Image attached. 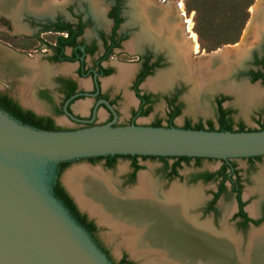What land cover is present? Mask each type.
I'll return each instance as SVG.
<instances>
[{
  "label": "flooded vegetation",
  "instance_id": "flooded-vegetation-1",
  "mask_svg": "<svg viewBox=\"0 0 264 264\" xmlns=\"http://www.w3.org/2000/svg\"><path fill=\"white\" fill-rule=\"evenodd\" d=\"M104 1L106 8L102 13L99 8L96 9V11L98 10L95 11L96 19L87 10L86 13L75 12L72 5L65 6L63 11L52 18L54 14L52 0L41 7L42 9L46 8L48 11L52 9V12L47 13V11H44L45 14L41 13L43 15L39 17L30 15L26 11H22L17 16L13 12H9V15H7L2 8L3 15H6V17H3L1 25L11 36L12 41L17 42L11 43L0 40L2 47L12 49L18 55L26 57L33 65L26 67L28 73L25 75L19 68H12V72L9 74H0V79L11 85V83L17 82L16 79L27 78L30 74H35L31 78L34 81L37 78L36 72L41 70L40 73H42L41 76H43L44 81L38 82L35 79L30 87V89L33 88L31 97L37 105L47 107L48 113L39 115L40 112L34 107L23 105L19 99H15L14 96L10 95L6 86V89L0 90V94L6 96L21 112L52 121L54 127L58 129L57 131H68L88 126L71 122L64 115L63 107L66 103L67 111L80 120H91L94 115L93 122L89 126L110 123L113 120V115L104 104H98L100 101L108 103L116 113L115 126L140 125L156 128V125H158L157 127H175L185 130L186 128L195 130L200 126L203 131L221 132L222 121H225L234 133L264 131V109L254 119V126L236 122L234 111L229 107V104L232 101L237 104L242 103H239L237 97L229 89L226 90V86H229V84H244L251 88L257 87L264 92V37L256 40L253 32V34L250 33L252 35L250 37L253 38L250 41L245 39L238 45L229 46L231 48L203 53V50L199 51V48L198 51L194 50L195 34L190 31L191 27L186 25L185 13L180 7L178 8V5H173L169 0H152L153 2L148 0ZM259 1L264 4V0H257V3ZM29 2L27 5L36 7L35 4L38 0H29ZM58 4H61L59 7H64V2ZM170 5L173 6L172 10L166 13V16H162L164 19L159 18V14H164ZM176 10H178L177 13ZM14 15L17 18L18 16L21 17V26L17 30L11 22ZM17 18L14 20H17ZM129 19L131 20L130 23L127 22ZM247 28L245 31L248 33ZM61 39L67 41L62 47L60 45ZM26 42H37L38 45L32 49L26 48L27 46H24ZM40 43H43V48H41ZM219 50L220 52L216 53ZM240 53L243 56L238 57ZM122 56L130 58L123 60L122 63ZM235 57L237 62L233 63ZM206 58H210L209 62L206 65H201L207 60ZM218 59L219 62H217ZM194 60H197L199 65L193 66ZM36 62L38 66L34 65ZM213 63L218 67L220 64L225 66V73L222 76L225 79H219L218 84L220 87L215 90L209 88L213 85L212 83L208 85V81L199 84L188 82L189 80L186 77L177 78L178 73L175 75L177 77L173 78L170 83L168 82L169 84L164 88H158L156 85L148 86L149 81L157 78L159 74L171 72V70L177 71V64L190 65V67L198 69L208 80V77H210L208 74L213 75L217 69L214 68ZM40 64L41 67H39ZM66 67L70 68V71L68 73L61 72ZM43 69L52 71L47 74L44 73ZM118 69L131 70L130 74L126 76V80L122 82L123 84L115 83L120 76L119 72H121ZM115 72L117 75L113 76ZM213 77L216 78V76ZM112 79L115 81H112ZM239 79L240 81L236 82ZM37 83L38 85H36ZM108 85L109 87H106ZM79 94H82V96H78ZM199 95L202 97L209 96V104L213 108L214 119L200 118L193 122L186 118L181 125H178L176 119L182 114L183 104H193L190 97L194 96L197 99ZM160 99L166 108L164 117L154 116L149 123L139 124L138 120L148 117L153 111V106ZM121 101L134 103V107L129 111L124 122L121 121L118 110ZM78 102L82 103L77 106L83 108L82 111H88V115H82L73 110V105ZM176 111H178L177 116L171 118ZM100 112H102L103 122H99V119L102 121ZM58 117H63L76 127H57L55 119ZM120 159L125 161L126 164L118 169L117 165ZM237 160L244 161L246 171L251 173L259 164L263 163L264 157L217 161L198 158L112 156L80 162H86L91 169L101 170L109 178L113 193L115 192L122 197H128V193L139 187L141 175L147 176L144 173L147 169L144 164L145 161L155 163L156 180H161L165 187H168L166 192H164L165 190L162 192V188H155L152 195L157 202H162L164 195L173 186L189 191L198 190L201 185L213 186L208 194H200L203 199L199 204H197L196 199L189 200L191 205L195 206L189 213L191 218H194L191 220V227L195 229H199L196 226L202 228L199 229L204 230L199 232L202 233V238L216 240V245L222 247L233 246V241L229 239L224 231L225 228H229L232 233L243 239L241 249L245 250L251 232L264 227V199L259 192H256L257 189L264 192V172L258 173L253 178L244 177L242 175L243 170L239 168ZM203 161H216L219 164L212 170H206L203 168ZM72 164H67L65 168L61 164L56 167L53 192L55 187L61 189L73 212L65 206L63 200H58L68 210L75 222L90 235L92 241L106 255L111 264H131L125 255H121L118 261L113 260L99 239V233L103 226L109 228L111 232L116 231L113 229L115 226L104 225L95 216L81 209L65 184L61 182V175ZM98 164L99 167H94ZM185 167L191 169L186 182H184V178L180 173ZM116 170H118V177H113L112 175L116 173ZM259 179L263 180V184L258 183ZM153 183L155 182L153 181ZM225 200L230 203L231 208L228 207V212L224 213L222 219H217L219 204ZM253 204L257 207L255 214L249 211ZM208 222L211 226H206ZM188 231L189 233L185 231L187 235H194V231H191L192 233L190 230ZM189 237L194 241V236L189 235Z\"/></svg>",
  "mask_w": 264,
  "mask_h": 264
},
{
  "label": "water",
  "instance_id": "water-1",
  "mask_svg": "<svg viewBox=\"0 0 264 264\" xmlns=\"http://www.w3.org/2000/svg\"><path fill=\"white\" fill-rule=\"evenodd\" d=\"M78 96H82L79 94ZM80 120L68 131L24 125L0 109V264H111L90 235L55 197L56 167L101 157L198 158L217 161L264 157V131L217 132L175 127L115 126ZM95 111V110H94Z\"/></svg>",
  "mask_w": 264,
  "mask_h": 264
},
{
  "label": "bare ground",
  "instance_id": "bare-ground-1",
  "mask_svg": "<svg viewBox=\"0 0 264 264\" xmlns=\"http://www.w3.org/2000/svg\"><path fill=\"white\" fill-rule=\"evenodd\" d=\"M48 2L50 0H38L35 5L40 8ZM28 3H30L29 0H0V4H2L0 10L5 7L4 13L9 15V12H13L14 14V12L17 13L18 7ZM54 4L58 5L57 0H53ZM172 7L171 5L168 6L164 14H159V18L166 16V13L170 12ZM97 8H100V6L98 5L94 9ZM1 12L3 13V11ZM253 15V27L250 30L248 29L246 37L254 32L256 40L263 39L264 4L261 1L255 6ZM194 50L198 51V42L195 36ZM241 55L243 56L240 53L238 57H241ZM217 62H219V59ZM232 62H237L236 57ZM215 67L217 68L215 73L213 75L209 73L208 76L210 77L206 80L205 75H202L198 69L190 67V65L177 64V71L171 70V72L159 74L157 78L149 81L148 86L156 85L158 88H164L173 78L178 76L177 78L186 77L189 80L188 82H197L198 84L208 81V85L210 83L213 85L209 88L215 90L220 87L218 80L224 75L225 66L220 64L218 67L214 64ZM69 71L70 68L67 67L61 70L63 73ZM120 71L121 74L116 79V83H119L118 81L124 82L123 76L129 75L131 72L127 69ZM177 73L178 75L175 76ZM213 76H216V78ZM212 77L213 79H211ZM226 87V90L229 89L244 107L264 99V92L257 87L251 88L244 84H229ZM190 99L192 102H196V97L191 96ZM31 105L35 106L32 103ZM63 182L80 208L95 216L100 223L115 226L113 229L116 231L114 232L121 237L124 247L134 259L141 260V264H264V227L251 232L245 250L241 249L243 239L232 233L229 228H225L224 231L229 239L233 241V246L222 247L216 245V240L202 238V233H199L204 231L199 230L202 228L194 224L192 225L199 229L191 227V220L194 218L192 219L189 213L195 206H192L189 200L196 199L197 204H199L203 199L200 196L202 194L200 189L189 191L173 186L164 195L163 201L157 202L152 195L156 188L153 181L150 177L141 175L139 187L128 193V197H122L115 192L113 193L112 184H110L107 175H104L99 169L89 167H76L69 170L64 175ZM258 183L263 184V180L259 179ZM256 192H259L264 199L263 191L257 189ZM256 209V205L253 204L249 211L255 214ZM206 226H211V224L208 222ZM188 230L190 232L194 231V235L189 234L191 237L194 236V241L187 235Z\"/></svg>",
  "mask_w": 264,
  "mask_h": 264
},
{
  "label": "rangeland",
  "instance_id": "rangeland-1",
  "mask_svg": "<svg viewBox=\"0 0 264 264\" xmlns=\"http://www.w3.org/2000/svg\"><path fill=\"white\" fill-rule=\"evenodd\" d=\"M148 1L153 2L152 0H148ZM169 1L171 3H173V5H176V6L178 5V8L180 7V9L185 13V17L187 18L186 25L188 27H191L190 31L193 34H195V36H196L199 51L203 50V53H210V52H213L217 49L224 50L226 48H231L229 46L234 45V44L238 45L243 40H245V38H246V41H250L253 39V38H251L252 37L251 34L246 37L247 31H245V29H246V27H248L247 29L250 30L253 27V25H252L253 10L255 9V6L257 4V0H169ZM57 2L58 3L64 2V7L63 6L59 7L61 4H58V5L54 4L52 7L55 10H54V14L52 15V18H54L56 16V14H58L60 11H63L65 6H67V5H72L75 12L86 13V10H87V12H90L92 15H94V17L96 16V14H95L96 10L94 9L96 6H98V5L100 6L99 11H101V13L106 8L104 0H57ZM241 3H242V8H241ZM1 5L2 4H0V7H2ZM178 8L176 7V9H178ZM241 10L243 12L247 11L248 16H247V20L242 25V28L240 30H236L235 29V17L238 14H239V16L241 15L240 14ZM1 11H3V10H0V40H6L7 42L17 43L16 41H12V39L10 38L11 36L2 27L1 24L3 22V17L4 16L6 17V15H3V13ZM22 11H26L30 15H34L35 17H39V16L43 15L41 13L45 14L46 11H47V13L52 12V9L48 11L46 8L39 9V7L37 8V7H34L32 5H26V7L23 6L22 8H18L17 13L14 12V14H17V15L21 14ZM177 12H178V10H176V13ZM100 16H101V14H100ZM12 18H15V15ZM182 18H183V16H182ZM95 19H96V17H95ZM13 20H11V22H12L14 28H16V30L19 29L18 27L21 26L20 25L21 24L20 23L21 17L18 16L17 20H14V21ZM130 21H131L130 19L127 20L128 23H130ZM88 34H89V32H88ZM0 44H2L1 41H0ZM22 44H24V43H22ZM37 45H38L37 42H26L24 44V46H27L26 48H31V49L34 46L36 47ZM40 45L42 46L43 43H40ZM41 48H43V46ZM220 50L216 53H219ZM206 55H210V54H206ZM129 58L130 57L122 56L121 62L123 63L124 62L123 60H127ZM206 59L207 60L204 61V63H202L201 65H206L207 62H209V59L208 58H206ZM192 65L197 66V65H199V63L197 60H194V63H192ZM39 67H41V64ZM49 70L43 69L44 73H47V74L51 73V71H52V70H50V72H49ZM118 70L120 71V69H118ZM120 73L121 72H119V75H120ZM114 75H117V73L115 72V74H113V76ZM123 79H124L123 81L126 80L125 75L123 76ZM224 79H225V77L220 79V80H224ZM112 81H115V80L112 79ZM239 81H240V79L236 80V82H239ZM118 82H119L118 84H123L121 81H118ZM28 84H31V81H29ZM36 85H38V83ZM5 86L8 87L7 89H9L10 95L14 96L15 99H19L23 105H25L27 107L30 106L33 108V106L30 104V102H31L32 104L35 105L34 107L38 108V112H40L39 115H44V114L48 113L47 107L40 106L39 104H38L39 105L38 106L37 103L34 101V99L31 97V94L33 93V88L30 89L29 87L24 86V84L22 82H18V81L11 83V85H9L6 81H2V79H0V90L6 89ZM106 87H109V85ZM26 102H28V103H26ZM79 103H82V102H78V103H75L73 105V110L77 113L78 112L81 113L82 115H88V111H86V110L82 111L83 108H80V106L79 107L77 106ZM184 104L182 107L181 116L176 119V123L178 125H181L183 123L184 119H186V118H189L193 122H195L196 120H198L200 118H202V119H209V118L214 119L213 108H212L211 104H209V96L205 95L202 97L199 95V96H197L196 102L194 104H191V103L190 104L184 103ZM81 107H83V106H81ZM133 107H134V103L131 104L128 102L126 103L124 101L120 102L118 110H119L120 115H121V121L124 122L126 120L129 111ZM229 107H231L234 111V119L236 122H243L248 126H254V119L259 114V112H261L264 109V99H261L260 101L254 103L250 106H246V107H244L242 104H237L236 102L232 101L229 104ZM165 111H166V108L163 104V101L160 99L153 106L152 113L146 118H140L138 120V123L139 124L149 123L154 118V116L164 117ZM101 113L102 112H100V118L102 117ZM101 120L102 121H100V119H99V122L104 121L102 118H101ZM55 124L57 127H60V128H74V127H76L73 124L69 123L63 117L56 118ZM78 162H80V161H77V163L74 162L70 166V168L67 169L66 171H64V173L61 175L60 178H61V182L63 184H64L63 177L69 170H72L76 167H82V166L89 167L86 164V162H80V163H78ZM237 163L239 165V168H241L243 170L242 175L244 177H247V178L252 177L253 178L258 173H260L262 171L264 172V161H263V163L259 164L257 166V168L254 171H252L251 173H248L246 171L244 161L237 160ZM125 164H126L125 161L120 159L118 162L117 168L118 169L122 168L125 166ZM144 164L147 166V169H145L144 173H146L147 176H149L151 178V180L155 182L154 183L155 187H157L158 189L162 188L161 191L163 192V190H165L164 192H166L168 187L166 188L165 184L161 180L160 181L156 180L157 177H156V173H155V163L150 162V161H145ZM218 164L219 163L216 161H211V162L203 161V168L206 170H212V169L216 168L218 166ZM94 167H99V164L95 165ZM190 170L191 169L187 168V167H185L184 169L181 170L180 173L182 174V177L184 178V182H186ZM117 173H118V170H116V173L113 174L112 176L118 177ZM245 186H246V184H245ZM246 188H245V190H246ZM211 189H213V186H211V185H204V186L201 185L200 186V190L202 191V193H205V194H208ZM253 201H256V200H253ZM219 206H220V208H219V214H218L217 219H222V216L225 215L224 213L228 212V207L230 206V203L227 200L221 201ZM230 208H231V206H230ZM102 228L103 229L99 233V239L102 242V244L104 245V247L108 250V252L110 253L113 260L118 261V259L120 258L121 255H125L129 259L131 264H141V262H142L141 260H136L132 257V255H130V252L124 247L121 237H119L118 234H116V232H111L109 230V228H107L105 226H103Z\"/></svg>",
  "mask_w": 264,
  "mask_h": 264
},
{
  "label": "trees",
  "instance_id": "trees-1",
  "mask_svg": "<svg viewBox=\"0 0 264 264\" xmlns=\"http://www.w3.org/2000/svg\"><path fill=\"white\" fill-rule=\"evenodd\" d=\"M241 8H242V3H241ZM240 14H241L240 16L238 14L235 17V29L236 30H240L244 22L247 20V16H248L247 11L243 12L241 10ZM66 43H67L66 40L64 41L63 39L60 40L61 47L64 46ZM0 109L8 113L11 117L18 120L24 125H28L38 130H44V131H57L58 130L54 127L53 122L48 119L38 118L30 113L21 112L15 104H13L10 100H8L6 96L1 95V94H0ZM177 114H178V111H176V113H174L171 118H173V116H177ZM222 124L223 126H222V129L220 130L221 132H225V131L232 132V130L230 129V126H228L225 121H222ZM157 126L158 125H156V127ZM186 130H188V128H186ZM195 130H201L200 126H198V128ZM182 159H186V158H182ZM61 166L65 168L67 164L66 163L61 164ZM54 194L57 199L63 200L65 206L73 212V209L70 207V204L67 201V198H65V194L61 191L60 188L55 187Z\"/></svg>",
  "mask_w": 264,
  "mask_h": 264
},
{
  "label": "crops",
  "instance_id": "crops-1",
  "mask_svg": "<svg viewBox=\"0 0 264 264\" xmlns=\"http://www.w3.org/2000/svg\"><path fill=\"white\" fill-rule=\"evenodd\" d=\"M31 65L33 64H31V62H29L26 57L18 55L12 49H6L0 44V74H9L10 72H12V68H19L22 71L23 75H25L28 73L26 67H31ZM34 65L38 66L37 62L34 63ZM40 72L41 70L36 72L37 78L35 79L38 82L44 81L43 76H41L42 73ZM34 75L30 74L29 76H27V78H19L16 80L22 82L24 86L30 88L31 84L35 81V79L34 81L31 79ZM29 81H31V84H28Z\"/></svg>",
  "mask_w": 264,
  "mask_h": 264
}]
</instances>
